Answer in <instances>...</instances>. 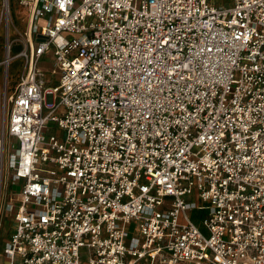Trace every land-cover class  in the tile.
Segmentation results:
<instances>
[{"label": "built area", "instance_id": "1", "mask_svg": "<svg viewBox=\"0 0 264 264\" xmlns=\"http://www.w3.org/2000/svg\"><path fill=\"white\" fill-rule=\"evenodd\" d=\"M12 1L0 264H264V0Z\"/></svg>", "mask_w": 264, "mask_h": 264}, {"label": "rangeland", "instance_id": "2", "mask_svg": "<svg viewBox=\"0 0 264 264\" xmlns=\"http://www.w3.org/2000/svg\"><path fill=\"white\" fill-rule=\"evenodd\" d=\"M215 3L217 0H214ZM9 17L7 20L5 19V14L2 12V0H0V60L3 58V50H6L7 44L11 45V54H17L19 51L23 50V42H24V33L27 30L28 23V13L24 7H20L17 3L11 0V9L8 12ZM40 25L43 24L42 20L38 22ZM6 62V61H5ZM0 67V91L2 89V80L6 73L10 75V86L7 92V95L11 94L15 85L17 78L22 73L23 66L25 61L23 59H15L10 65L8 63L7 66ZM10 62V61H9ZM3 74V75H2ZM55 135L59 136L60 131L56 130ZM12 152V150L10 149ZM7 160L4 161V166H6ZM6 174V172H5ZM6 180V178H5ZM20 190V186L11 184L10 181L4 183L2 185V191L0 195L5 198L8 195H13ZM10 218L7 216H2L1 218V229L2 234L0 237V253L2 252L3 240L7 235V228L10 226ZM84 251L82 250V253Z\"/></svg>", "mask_w": 264, "mask_h": 264}, {"label": "bare ground", "instance_id": "3", "mask_svg": "<svg viewBox=\"0 0 264 264\" xmlns=\"http://www.w3.org/2000/svg\"><path fill=\"white\" fill-rule=\"evenodd\" d=\"M9 17V14H8V12H5V19L7 20V18ZM6 62H5V66H7L8 65V63H9V65H10V62H11V58H9V56H8V51L6 52ZM10 61V62H9Z\"/></svg>", "mask_w": 264, "mask_h": 264}, {"label": "trees", "instance_id": "4", "mask_svg": "<svg viewBox=\"0 0 264 264\" xmlns=\"http://www.w3.org/2000/svg\"><path fill=\"white\" fill-rule=\"evenodd\" d=\"M196 217L198 218V216H196V214H193L194 221H197Z\"/></svg>", "mask_w": 264, "mask_h": 264}, {"label": "crops", "instance_id": "5", "mask_svg": "<svg viewBox=\"0 0 264 264\" xmlns=\"http://www.w3.org/2000/svg\"><path fill=\"white\" fill-rule=\"evenodd\" d=\"M4 53H5V51L3 50V58H4ZM3 58H2L1 60H3ZM1 60H0V61H1ZM43 66L46 67L45 64H43ZM9 77H10V75H9Z\"/></svg>", "mask_w": 264, "mask_h": 264}]
</instances>
